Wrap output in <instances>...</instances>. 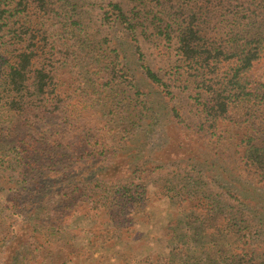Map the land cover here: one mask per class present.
Masks as SVG:
<instances>
[{
	"label": "trees",
	"instance_id": "obj_1",
	"mask_svg": "<svg viewBox=\"0 0 264 264\" xmlns=\"http://www.w3.org/2000/svg\"><path fill=\"white\" fill-rule=\"evenodd\" d=\"M122 1L0 0V264H69L79 215L122 243L149 184L170 249L136 264H264V0Z\"/></svg>",
	"mask_w": 264,
	"mask_h": 264
},
{
	"label": "rangeland",
	"instance_id": "obj_2",
	"mask_svg": "<svg viewBox=\"0 0 264 264\" xmlns=\"http://www.w3.org/2000/svg\"><path fill=\"white\" fill-rule=\"evenodd\" d=\"M122 2L125 3V1ZM145 47L151 65L161 75H164V72L174 64L175 58L169 57L168 53L159 55L153 46ZM174 92L179 94V105L185 106L182 111L188 119V123L196 124V116L188 112L191 108L186 105L188 101L186 95L180 94L181 90L178 88ZM160 128L165 130L162 125L158 126V129L154 130V134L150 137V141L161 146L169 138L164 137ZM153 143L152 145H154ZM224 157L228 160L229 156L224 155ZM207 179L212 184L211 186L216 188L217 185L209 177ZM148 191V203L143 208L137 206L130 210L129 217L132 220V225L130 232L125 235V239L129 238L117 245L107 247L99 242L95 247L92 246L90 230L93 229L94 222L82 215L73 217L72 221L64 228L72 232L74 244L76 248L80 249V254L69 264H123V261L136 264L148 256L167 255L170 246L165 230L169 224V215L173 211V207L167 198L154 196L157 191L154 185L149 184Z\"/></svg>",
	"mask_w": 264,
	"mask_h": 264
}]
</instances>
